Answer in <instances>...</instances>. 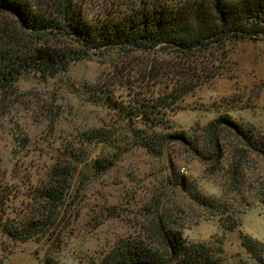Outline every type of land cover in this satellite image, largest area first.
I'll list each match as a JSON object with an SVG mask.
<instances>
[{"label":"rangeland","instance_id":"1","mask_svg":"<svg viewBox=\"0 0 264 264\" xmlns=\"http://www.w3.org/2000/svg\"><path fill=\"white\" fill-rule=\"evenodd\" d=\"M210 52L182 60L165 52L93 55L73 62L54 78L26 75L13 90L0 95V178L14 193L8 201L11 215L31 210L29 198L36 184L47 180L53 167L69 157L73 145L87 149L86 163L98 159L102 166L95 170L85 162L79 164L71 205L59 217L61 226L51 237L57 243L50 246L52 240L45 238L12 240L0 231V264H45V254L60 264H91L120 239L150 241L152 223L160 212L169 214L174 229L187 241L219 247L215 264H259L243 241L246 236L264 243V205L259 202L264 154L232 133L222 134L220 154L210 151V156L201 158L177 141L161 156L137 146L122 152V134L111 128L112 113L82 94L83 84L100 82L129 98L141 90L134 85L137 71L151 65V58L160 63L178 61L179 67L198 64L203 82L170 115L171 132L197 137L208 152L206 125L228 116L249 128L255 137L251 141H259L264 149V38L228 43ZM126 79H133L134 90L122 88ZM162 86L163 80L153 88ZM101 126L117 133L109 138L110 144L86 147L79 142L83 131ZM233 161L238 163L235 169ZM182 175L192 195L214 198L224 204L223 212L191 200L179 185ZM234 222L239 225L228 229Z\"/></svg>","mask_w":264,"mask_h":264},{"label":"trees","instance_id":"2","mask_svg":"<svg viewBox=\"0 0 264 264\" xmlns=\"http://www.w3.org/2000/svg\"><path fill=\"white\" fill-rule=\"evenodd\" d=\"M261 38H264V0H0V95L13 90L26 75L54 78L68 70L73 62L93 55L165 52L182 60L197 53H212L228 43ZM150 62L151 65L137 71L136 83L133 79L124 80L122 88L134 90V85L141 88L127 99L117 88L104 83L83 84L82 94L112 113L111 128L122 134V152L137 146L161 156L171 142L177 141L189 146L201 158L205 154L210 156V151L220 154L222 134L232 133L264 154L259 141L258 144L251 141L253 135L249 128L228 116H219L206 125L204 144L210 147L208 152L203 151L197 137L191 138L184 131L171 132L174 124L170 115L203 82L196 71L198 64L179 67L178 61L160 63L152 58ZM161 80L164 86L154 89ZM116 134L110 127L101 126L83 131L79 142L86 147L98 142L106 145ZM87 154L85 147L73 145L69 157L53 167L47 180L36 184L29 198L31 210L25 213L10 214L8 201L12 196L15 198L14 193L6 182L2 185L0 178V231L12 240H52L61 226L59 217L71 205L74 174L79 164L87 161ZM84 165H91L95 170L102 167L98 159ZM232 166L235 169L238 163L233 161ZM179 185L197 204L223 212L224 204H217L214 198L192 195L184 175ZM259 195H262L259 202L264 205V190ZM155 219L150 241L120 239L91 264L216 263L219 247L187 241L174 229L165 212L157 213ZM238 225L234 222L227 228L232 230ZM243 244L253 259L264 264L263 242L245 236ZM43 261L60 264L50 261L47 254Z\"/></svg>","mask_w":264,"mask_h":264}]
</instances>
